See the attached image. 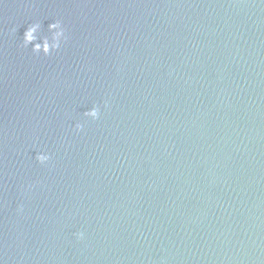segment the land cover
Instances as JSON below:
<instances>
[{
	"label": "water",
	"instance_id": "1",
	"mask_svg": "<svg viewBox=\"0 0 264 264\" xmlns=\"http://www.w3.org/2000/svg\"><path fill=\"white\" fill-rule=\"evenodd\" d=\"M0 261L264 264V2L0 0Z\"/></svg>",
	"mask_w": 264,
	"mask_h": 264
},
{
	"label": "clouds",
	"instance_id": "2",
	"mask_svg": "<svg viewBox=\"0 0 264 264\" xmlns=\"http://www.w3.org/2000/svg\"><path fill=\"white\" fill-rule=\"evenodd\" d=\"M264 2V0H261ZM41 22L39 20L28 23L23 32L22 38L20 39L21 46L23 48H29L31 46V52L35 55L49 56L53 53L58 52L62 46L67 42L68 36L65 26L60 19H53L48 23L46 28V33L41 34ZM13 32L16 31L15 28L12 29ZM104 108H108V101H104ZM101 108L100 106L93 104L88 110L82 113L83 122H76L74 124V130L80 132L83 130L85 124L88 121H96L100 118ZM51 159V155L46 151H37L35 160L41 164H47ZM77 240L84 239V232L78 231L75 234ZM2 264V261H0Z\"/></svg>",
	"mask_w": 264,
	"mask_h": 264
}]
</instances>
